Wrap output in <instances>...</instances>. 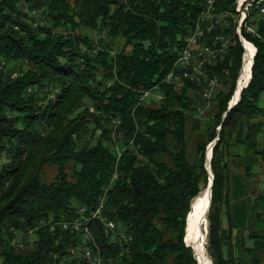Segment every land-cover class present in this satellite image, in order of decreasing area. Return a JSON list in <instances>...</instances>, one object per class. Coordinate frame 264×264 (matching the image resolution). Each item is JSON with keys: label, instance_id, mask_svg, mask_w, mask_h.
Wrapping results in <instances>:
<instances>
[{"label": "trees", "instance_id": "16d2710c", "mask_svg": "<svg viewBox=\"0 0 264 264\" xmlns=\"http://www.w3.org/2000/svg\"><path fill=\"white\" fill-rule=\"evenodd\" d=\"M236 2L217 9L235 11ZM205 3L0 0V264H61L55 254L77 239L49 220L103 196L126 235L115 244L98 227L108 260L199 264L185 241L187 218L209 184L207 147L218 136L207 250L214 264H264L262 4L250 10L256 33L242 29L257 48L252 79L226 117L244 54L233 22L226 31L235 43L210 67L224 89L207 129L200 132L209 103L200 87L165 80ZM152 93L161 95L157 105ZM232 146L241 151L232 156ZM48 166L57 172L47 183ZM12 228L36 229L37 240L21 249Z\"/></svg>", "mask_w": 264, "mask_h": 264}, {"label": "built area", "instance_id": "2783aa9c", "mask_svg": "<svg viewBox=\"0 0 264 264\" xmlns=\"http://www.w3.org/2000/svg\"><path fill=\"white\" fill-rule=\"evenodd\" d=\"M219 1H206L205 8L200 14L201 25H195L187 36L185 45L178 51L173 68L165 79L178 90L188 84H196L200 87L198 91L200 96L209 103L224 89L223 77L220 74H211L210 67L223 60L229 48L235 43L226 29L233 22L239 30L247 29V33H256V25L250 16L251 7L255 2L262 4L261 14L264 15V0L245 2L237 0L235 11H219L217 9ZM239 40L244 47L243 62H246V43L251 41L246 36H241ZM242 72L243 63L240 74ZM106 200V196L101 197L94 208L76 205L72 215L59 220L51 217L48 223H51L53 230L56 226L60 227L77 239L69 246L64 256L55 254V259L61 264H117L105 257L102 248L93 249L90 243V235H96V230L101 226L110 241L115 244L126 238V235L119 231L116 221L106 213ZM90 218H99V225H90ZM12 231L16 235L15 243L21 249L37 240L36 229L25 232L12 228Z\"/></svg>", "mask_w": 264, "mask_h": 264}, {"label": "bare ground", "instance_id": "6f19581e", "mask_svg": "<svg viewBox=\"0 0 264 264\" xmlns=\"http://www.w3.org/2000/svg\"><path fill=\"white\" fill-rule=\"evenodd\" d=\"M208 1V0H206ZM245 2L247 0H240ZM195 25H201V15L197 18ZM237 28V34L241 39L244 36L242 29ZM231 36V35H230ZM232 37V36H231ZM247 56L242 77L239 79L238 86L235 92L234 99H238L242 88L247 85L252 76V66L255 53V45L252 42L247 43ZM207 185V184H206ZM211 196L209 194L208 186L203 189L200 194L193 201V208L189 214L187 223V236L186 241L192 245L196 251V257L200 264H213L211 257L207 252L206 236L209 229L208 215L210 211ZM90 225H99V218H90ZM90 243L93 249H101L96 235H90Z\"/></svg>", "mask_w": 264, "mask_h": 264}, {"label": "rangeland", "instance_id": "374dc122", "mask_svg": "<svg viewBox=\"0 0 264 264\" xmlns=\"http://www.w3.org/2000/svg\"><path fill=\"white\" fill-rule=\"evenodd\" d=\"M247 31V29H246ZM85 34L91 36L92 38H94L95 40H97L99 37V33L97 31H91V30H87V29H84L83 31ZM100 39V38H99ZM249 43V42H247ZM247 43H246V46H247ZM255 53L257 52V48L255 46ZM149 97H153L152 99H150L149 101V104L151 105H157V102L158 100H160L161 98V95L159 94H156V93H152V94H148ZM154 100V101H152ZM215 104L214 101L212 100L210 103H208V105L206 106L205 110L203 111H199V114L201 116H203V121H202V125H201V129H200V132H203L205 129H207L208 125H209V122H210V119H208V117L212 114L213 110L215 109ZM259 104L264 107V93L261 95V100L259 102ZM225 114V113H224ZM223 117H226L223 115ZM191 126V125H190ZM218 130H219V127H218ZM191 133V132H190ZM195 134V133H193ZM195 138V136H194ZM242 148V147H241ZM241 148L239 146H232V156L235 155L236 153H239L241 151ZM243 152V151H242ZM193 153V152H192ZM194 156V154H192L191 158ZM231 170L232 171H235L236 169L234 167L231 166ZM255 173H258L260 174L261 173V169L259 166H256L253 170ZM56 172H57V169L55 166H48L45 168V171H44V174H43V180L45 182H51L55 175H56ZM260 178L262 179V181L264 180V174H262V176H260ZM258 179V177H257ZM256 184V183H255ZM260 185H261V182H260ZM254 187H257L254 185ZM257 193H259L258 189H257ZM224 225L226 226L227 225V219L226 217L224 218V221H223ZM209 224V223H208ZM248 241V245H251V242L249 241V239L247 240ZM209 242V229H208V234L206 236V247H207V244ZM208 252V250H207ZM209 254V252H208Z\"/></svg>", "mask_w": 264, "mask_h": 264}, {"label": "water", "instance_id": "95a60500", "mask_svg": "<svg viewBox=\"0 0 264 264\" xmlns=\"http://www.w3.org/2000/svg\"><path fill=\"white\" fill-rule=\"evenodd\" d=\"M245 61L243 62V70H244V66H245ZM254 65V63H253ZM253 67V66H252ZM242 77V73L240 74L239 78H238V81H237V86H238V82H239V79ZM251 79H252V76H251ZM251 79L249 80V82L247 83L246 86H244V88H242L241 90V93L239 95V98L238 99H234L235 95L232 97L231 101L229 102V107H228V110L225 112L224 116H227V114L239 103V101L241 100V97H242V93L244 91V89H246L250 82H251ZM236 92V91H235ZM235 94V93H234ZM221 126L219 127V131H221ZM219 139V136L209 144V146L207 147V153H206V164H205V167H206V170L208 171L209 173V184H208V190H209V194L211 196V203H210V208H211V205H212V197H213V185H214V179H215V176L212 172V158H213V150H214V147L217 143V140ZM192 208H193V204H192ZM190 214V213H189ZM188 218H189V215H188ZM188 218H187V223H188ZM188 229V228H187ZM186 236H187V230H186ZM185 241H186V238H185ZM187 243V241H186ZM188 246H191L196 254V251L194 249V247L190 244L187 243ZM198 260V259H197ZM211 261L213 263V260L211 258ZM200 264V263H199ZM214 264V263H213Z\"/></svg>", "mask_w": 264, "mask_h": 264}]
</instances>
